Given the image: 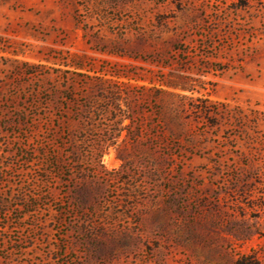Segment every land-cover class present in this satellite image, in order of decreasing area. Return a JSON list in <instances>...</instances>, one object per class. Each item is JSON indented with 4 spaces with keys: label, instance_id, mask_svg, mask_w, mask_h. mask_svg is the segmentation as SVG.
Masks as SVG:
<instances>
[{
    "label": "rangeland",
    "instance_id": "obj_1",
    "mask_svg": "<svg viewBox=\"0 0 264 264\" xmlns=\"http://www.w3.org/2000/svg\"><path fill=\"white\" fill-rule=\"evenodd\" d=\"M242 257L264 264V0H0V264Z\"/></svg>",
    "mask_w": 264,
    "mask_h": 264
},
{
    "label": "trees",
    "instance_id": "obj_2",
    "mask_svg": "<svg viewBox=\"0 0 264 264\" xmlns=\"http://www.w3.org/2000/svg\"><path fill=\"white\" fill-rule=\"evenodd\" d=\"M244 5H246V4H244ZM235 264H250V263L248 262V258L247 257H242V258L238 259L235 262Z\"/></svg>",
    "mask_w": 264,
    "mask_h": 264
}]
</instances>
